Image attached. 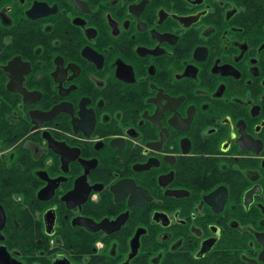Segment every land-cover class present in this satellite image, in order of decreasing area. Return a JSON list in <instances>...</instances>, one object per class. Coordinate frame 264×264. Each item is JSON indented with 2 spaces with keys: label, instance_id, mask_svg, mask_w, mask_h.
I'll return each instance as SVG.
<instances>
[{
  "label": "flooded vegetation",
  "instance_id": "flooded-vegetation-1",
  "mask_svg": "<svg viewBox=\"0 0 264 264\" xmlns=\"http://www.w3.org/2000/svg\"><path fill=\"white\" fill-rule=\"evenodd\" d=\"M264 264L261 0H0V261Z\"/></svg>",
  "mask_w": 264,
  "mask_h": 264
},
{
  "label": "water",
  "instance_id": "water-1",
  "mask_svg": "<svg viewBox=\"0 0 264 264\" xmlns=\"http://www.w3.org/2000/svg\"><path fill=\"white\" fill-rule=\"evenodd\" d=\"M0 264H9V263H5L3 260L0 261Z\"/></svg>",
  "mask_w": 264,
  "mask_h": 264
},
{
  "label": "trees",
  "instance_id": "trees-1",
  "mask_svg": "<svg viewBox=\"0 0 264 264\" xmlns=\"http://www.w3.org/2000/svg\"><path fill=\"white\" fill-rule=\"evenodd\" d=\"M263 1V3H264V0H261V2Z\"/></svg>",
  "mask_w": 264,
  "mask_h": 264
}]
</instances>
